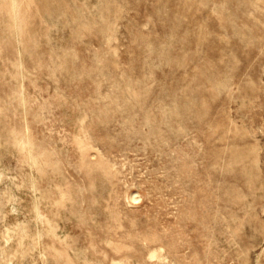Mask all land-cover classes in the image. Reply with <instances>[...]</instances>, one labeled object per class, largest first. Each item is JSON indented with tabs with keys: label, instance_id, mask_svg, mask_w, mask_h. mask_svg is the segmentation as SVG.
Masks as SVG:
<instances>
[{
	"label": "rangeland",
	"instance_id": "rangeland-1",
	"mask_svg": "<svg viewBox=\"0 0 264 264\" xmlns=\"http://www.w3.org/2000/svg\"><path fill=\"white\" fill-rule=\"evenodd\" d=\"M0 264H264V0H0Z\"/></svg>",
	"mask_w": 264,
	"mask_h": 264
},
{
	"label": "bare ground",
	"instance_id": "bare-ground-1",
	"mask_svg": "<svg viewBox=\"0 0 264 264\" xmlns=\"http://www.w3.org/2000/svg\"><path fill=\"white\" fill-rule=\"evenodd\" d=\"M156 253V252H155ZM158 253V252H157Z\"/></svg>",
	"mask_w": 264,
	"mask_h": 264
}]
</instances>
